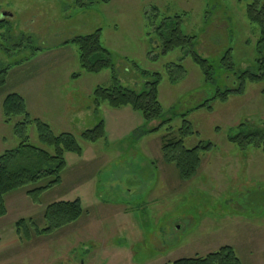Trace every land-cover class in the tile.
I'll list each match as a JSON object with an SVG mask.
<instances>
[{"label":"rangeland","instance_id":"obj_1","mask_svg":"<svg viewBox=\"0 0 264 264\" xmlns=\"http://www.w3.org/2000/svg\"><path fill=\"white\" fill-rule=\"evenodd\" d=\"M85 1L0 0V19L9 23L0 29V68L8 69L0 87V154L19 144L13 132L19 118L6 123L2 116L10 93L25 99L31 117L47 122L55 134L72 133L82 148L65 152L60 183L36 201L26 192L46 180L4 196L0 264H169L222 246L232 247L242 264H264V152L240 150L227 138L239 123H264V79L246 80L243 91L196 108L218 90L237 86L243 70H257L260 30L247 19L245 1ZM175 15H182V31L194 36L193 43L163 53L150 20L156 26ZM98 28L122 87L141 90L153 73L160 74L161 118L147 123L129 106L94 105L93 90L110 86L112 71L83 70L70 40ZM189 49L212 66L210 79ZM228 50L232 66L222 61ZM184 118L193 130L184 138L186 148L212 144L200 151L201 164L188 180L161 155L162 137L176 134ZM163 119L169 121L147 131ZM99 121L104 136L80 140ZM27 133L31 144L43 146L34 125ZM73 199L83 210L77 220L35 233L33 228L45 227L47 204ZM20 218L32 219L29 238L15 232Z\"/></svg>","mask_w":264,"mask_h":264},{"label":"trees","instance_id":"obj_2","mask_svg":"<svg viewBox=\"0 0 264 264\" xmlns=\"http://www.w3.org/2000/svg\"><path fill=\"white\" fill-rule=\"evenodd\" d=\"M100 0H87V3H94ZM107 1V0H102ZM245 1V12L247 19L256 23L260 30L257 43V70H243L237 75V86H228L223 91H217L209 100L196 106L210 108V100L219 98L227 99L231 92L243 91L246 80L257 81L264 79V1L262 0H241ZM247 1V2H246ZM85 0H78L80 5L85 4ZM153 17L156 16V9H153ZM8 23L7 19H0V29ZM182 15H175L163 19L158 25L150 20V26L154 27L155 34L162 45V52L166 53L176 47L190 48L194 36L183 33ZM100 32L98 28L93 33L79 35L70 41L77 45L79 51V65L86 72L97 73L102 69L109 68L112 71V84L107 87L97 86L92 96L96 106L106 102L110 107L117 108L129 106L138 110L148 123L161 118L163 111L158 99L159 73H153L151 79L144 83L141 90H134L122 87L117 79L116 70L111 60L110 52L101 44ZM65 43H68L66 41ZM192 60L196 63L206 79L212 77V66L206 58L199 55L193 49H189ZM222 61H227L230 66V50L225 52ZM178 70L182 69L175 65ZM7 68H0V87L5 83ZM146 73V72H144ZM78 74H73L77 76ZM173 80L177 76L172 77ZM232 81L231 79L229 80ZM228 81V82H229ZM229 82V83H230ZM264 95V90H262ZM2 116L4 122H10L13 118H19L13 126V132L19 139V144L14 149H9L0 154V217L6 214L4 196L11 191L25 187L29 184L46 180V183L34 189L28 190L27 195L34 201L37 195L45 189L60 183L61 172L66 167L65 152H81L79 140L70 132L55 134L51 126L39 119L30 116L25 99L17 93L6 95L2 101ZM169 119L161 120L155 127L149 128L148 132H153L161 128ZM29 125H34L37 138L43 146H35L29 142L27 129ZM192 126L187 119H183L181 127L174 134L172 131L166 133L161 140V155L164 163L173 164L178 176L182 180L192 178L201 164L200 151H207L212 148L210 142H200L192 148L184 146V138L192 134ZM103 122L99 121L95 126L83 131L80 140L84 142H95L104 136ZM228 141L240 150L253 146L264 152V123L254 124L250 122L239 123L228 135ZM51 150V151H50ZM83 213L79 199L59 200L49 203L42 212L45 227L42 229L33 228L35 233H48L66 224L77 220ZM29 225H33L32 219L20 218L15 222L16 232L29 238L31 230ZM169 264H242L235 251L230 246H222L204 256L188 258H178Z\"/></svg>","mask_w":264,"mask_h":264},{"label":"crops","instance_id":"obj_3","mask_svg":"<svg viewBox=\"0 0 264 264\" xmlns=\"http://www.w3.org/2000/svg\"><path fill=\"white\" fill-rule=\"evenodd\" d=\"M94 105H95V104H94ZM98 106H99V105H98ZM95 107H96V106H95ZM96 108H97V107H96ZM4 202H5V201H4ZM7 211H8V210H7V207H6V213H7ZM5 215H6V214H5ZM5 215H4V216H5ZM0 231H1V232L3 231V228H2V227H0ZM15 232H16V229H15ZM16 233H17V232H16ZM1 245H2V244H0V254H1V249H2V248H1L2 246H1Z\"/></svg>","mask_w":264,"mask_h":264}]
</instances>
